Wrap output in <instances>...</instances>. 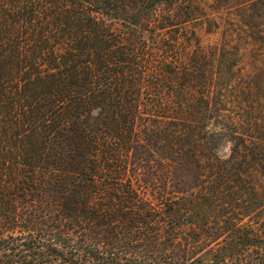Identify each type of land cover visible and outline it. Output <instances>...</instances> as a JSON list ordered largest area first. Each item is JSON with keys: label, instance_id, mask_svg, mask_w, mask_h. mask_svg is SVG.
<instances>
[{"label": "trees", "instance_id": "16d2710c", "mask_svg": "<svg viewBox=\"0 0 264 264\" xmlns=\"http://www.w3.org/2000/svg\"><path fill=\"white\" fill-rule=\"evenodd\" d=\"M174 1L0 0V264H264V111L216 156L209 89L123 31ZM160 135L151 200L133 152Z\"/></svg>", "mask_w": 264, "mask_h": 264}, {"label": "rangeland", "instance_id": "374dc122", "mask_svg": "<svg viewBox=\"0 0 264 264\" xmlns=\"http://www.w3.org/2000/svg\"><path fill=\"white\" fill-rule=\"evenodd\" d=\"M153 15L150 25L138 30L123 27V31L131 38L142 31L145 44L164 48L160 55L183 63L190 73L192 93L203 85L209 89L216 117L205 119L211 130L210 151L227 158L236 137L223 126L229 117L249 121L257 109L264 111V0H175L160 4ZM170 85L173 95L183 89L178 82ZM161 137L153 136L149 146L140 145L133 152L137 161L134 185L151 200L152 193L176 180L168 164L158 160V153H168ZM21 264L90 263L60 256L27 259Z\"/></svg>", "mask_w": 264, "mask_h": 264}]
</instances>
